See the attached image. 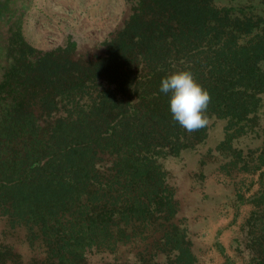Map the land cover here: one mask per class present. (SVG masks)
<instances>
[{
    "label": "trees",
    "instance_id": "obj_1",
    "mask_svg": "<svg viewBox=\"0 0 264 264\" xmlns=\"http://www.w3.org/2000/svg\"><path fill=\"white\" fill-rule=\"evenodd\" d=\"M125 1L128 16L102 42L42 50L22 33L27 0H0V214L42 240L43 264H84L144 230L157 236L140 264H196L163 161L209 125L185 131L161 79L191 71L211 97L208 121L239 123L264 96V13ZM249 201L263 211L247 217L245 264H264V189Z\"/></svg>",
    "mask_w": 264,
    "mask_h": 264
},
{
    "label": "rangeland",
    "instance_id": "obj_2",
    "mask_svg": "<svg viewBox=\"0 0 264 264\" xmlns=\"http://www.w3.org/2000/svg\"><path fill=\"white\" fill-rule=\"evenodd\" d=\"M214 2L237 14L264 13L260 0ZM22 9V33L32 46L49 50L71 40L88 49L120 25L130 6L125 0H27ZM263 29L262 21L255 31ZM257 107L239 123L211 118L204 139L163 161L176 201L175 219L186 227L196 264H245L253 247L246 220L251 211L257 218L263 211L249 200L264 189V161H259L264 154V96ZM151 232L132 235L112 249L90 251L84 264H140L135 255L154 247L157 234ZM46 253L42 240L25 225L0 214V264H43Z\"/></svg>",
    "mask_w": 264,
    "mask_h": 264
},
{
    "label": "clouds",
    "instance_id": "obj_3",
    "mask_svg": "<svg viewBox=\"0 0 264 264\" xmlns=\"http://www.w3.org/2000/svg\"><path fill=\"white\" fill-rule=\"evenodd\" d=\"M159 91L169 94L172 118L188 133L208 124L206 115L211 97L189 70L173 71L161 79Z\"/></svg>",
    "mask_w": 264,
    "mask_h": 264
}]
</instances>
